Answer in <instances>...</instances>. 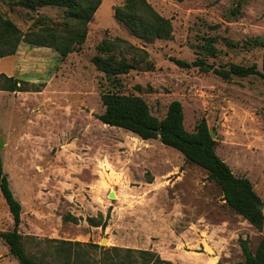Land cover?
<instances>
[{
	"label": "rangeland",
	"instance_id": "1",
	"mask_svg": "<svg viewBox=\"0 0 264 264\" xmlns=\"http://www.w3.org/2000/svg\"><path fill=\"white\" fill-rule=\"evenodd\" d=\"M5 1L13 0H0V11L24 31L41 15L64 14L50 6L12 10ZM148 1L171 18L170 39L144 42L114 17L124 0H103L85 43L67 57L24 42L15 55L0 58V72L41 89L0 90V155L23 206L25 248L45 264L63 260L44 259L55 250L47 238L151 249L176 264H233L245 258L241 239L254 251L264 239V224L258 229L238 214L205 168L160 138L144 140L98 118L103 90L141 95L159 118L181 101L186 129L206 118L217 153L253 182L264 204V78L215 72L232 64L264 71V0ZM115 38L148 52L143 60L141 50L126 54L136 66L119 84L93 62L97 45ZM173 58L202 59L208 67L182 68ZM88 217L107 226H93ZM13 226L0 190V232ZM7 249L0 236V264H15L5 258ZM99 255L98 249L87 258Z\"/></svg>",
	"mask_w": 264,
	"mask_h": 264
},
{
	"label": "trees",
	"instance_id": "2",
	"mask_svg": "<svg viewBox=\"0 0 264 264\" xmlns=\"http://www.w3.org/2000/svg\"><path fill=\"white\" fill-rule=\"evenodd\" d=\"M103 0H13L5 1L10 9L21 6L31 11H38L42 7H57L64 10L61 19H54L41 15L24 31L13 19L0 11V58L15 55L22 43L38 47L54 48L62 57H67L85 43L89 24L100 8ZM114 17L125 25L134 36L144 42L157 39H170L174 32L171 18L162 15L148 0H124L114 7ZM260 44V40H255ZM98 53L93 56L97 69L114 84L120 83V75L129 72L136 66L134 61L127 58V53L141 50L145 58L148 52L139 49L122 38L113 40L103 39L97 45ZM119 50V51H117ZM182 68L208 66L202 59L187 61L173 58ZM215 72L224 78L233 76L260 75L264 78V71L257 64L250 66L232 64L229 68H215ZM0 90L12 92L41 91L30 89L22 80L15 76H8L0 72ZM25 82V81H24ZM101 100L105 111L98 118L110 126L129 130L144 140L160 138L165 145L179 150L187 161L193 162L208 171V178L215 180L221 187L224 200L254 227L261 229L264 224V210L259 207L263 203L254 189L253 182L245 176H237L229 164L217 153V140L210 134V126L206 118H202L194 131H188L184 124V107L181 101L173 100L164 118H159L151 111L149 103L136 94H125L120 91L103 90ZM160 131V132H158ZM151 182V181H149ZM0 190L8 204L13 219V229L1 231L0 236L9 246V251L20 264H45L35 256L30 255L24 245V235L20 231L23 206L15 196L8 175L4 171L3 158L0 155ZM103 216L102 213H100ZM71 215L66 218L70 219ZM96 217H88L93 226L105 228L106 222H100ZM55 244V250L43 254V257L63 255L59 263L49 260L46 264H176L163 258L160 253L151 249H138L120 246H102L94 242H81L65 239L47 238ZM244 260L233 264H264V239L254 251L249 240L241 239ZM100 250L103 255L87 256L91 251ZM44 257V259H45Z\"/></svg>",
	"mask_w": 264,
	"mask_h": 264
},
{
	"label": "water",
	"instance_id": "3",
	"mask_svg": "<svg viewBox=\"0 0 264 264\" xmlns=\"http://www.w3.org/2000/svg\"><path fill=\"white\" fill-rule=\"evenodd\" d=\"M209 68H210V69H214V65H209ZM158 132H160V131H158ZM210 134H211L212 138L215 139L216 132H215L214 129H211V128H210ZM2 146H3V144H2V142H0V148H2ZM259 207H260L262 210H264V204H263V203H259ZM105 240H106V239H105Z\"/></svg>",
	"mask_w": 264,
	"mask_h": 264
},
{
	"label": "crops",
	"instance_id": "4",
	"mask_svg": "<svg viewBox=\"0 0 264 264\" xmlns=\"http://www.w3.org/2000/svg\"><path fill=\"white\" fill-rule=\"evenodd\" d=\"M12 56H13V55H12ZM4 58H5V57H4ZM23 220H24V218L22 217V224H23ZM6 252H7V253H6L5 258H9V259L13 258L15 264H20L19 261L17 262L18 259H17L14 255H12V254L10 253L9 249H7Z\"/></svg>",
	"mask_w": 264,
	"mask_h": 264
}]
</instances>
